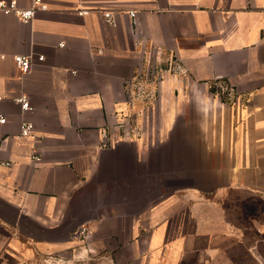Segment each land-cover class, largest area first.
<instances>
[{
	"label": "crops",
	"instance_id": "obj_1",
	"mask_svg": "<svg viewBox=\"0 0 264 264\" xmlns=\"http://www.w3.org/2000/svg\"><path fill=\"white\" fill-rule=\"evenodd\" d=\"M43 2L30 23L0 15V264H264V0ZM148 46L188 76L132 139Z\"/></svg>",
	"mask_w": 264,
	"mask_h": 264
},
{
	"label": "built area",
	"instance_id": "obj_2",
	"mask_svg": "<svg viewBox=\"0 0 264 264\" xmlns=\"http://www.w3.org/2000/svg\"><path fill=\"white\" fill-rule=\"evenodd\" d=\"M48 10V6L43 0H32V4L29 8L19 7L17 1H1L0 2V15H13L22 23H30L40 11ZM87 10H78V14L83 16L87 14ZM128 15L136 25L137 12L131 10ZM104 20L108 25H115L116 20L111 12L103 14ZM134 36L139 40V33L133 31ZM140 41V40H139ZM141 45V41L139 42ZM3 56L0 55V59ZM39 61H43L44 57H38ZM32 55H16L14 56V62L16 67L21 73H27L31 70L33 65ZM141 65L136 70L134 79L128 84L127 92L130 99H137L142 103V114L148 115L154 114L160 103V85L168 76H176L178 78L186 79L188 76V70L185 65L175 55L167 53L160 47L148 46L145 47L141 57ZM220 90L227 92L229 98L233 95V89L229 87H220ZM16 101L22 105L23 112L31 110V104L26 96H20L16 98ZM0 123H5V118L0 115ZM123 127H128L125 122L120 123ZM33 125L29 122H24L22 125V137H27L31 134ZM129 128V127H128ZM134 134L139 136L144 134V130L132 129ZM33 160L38 161L39 157H33ZM5 166L10 167L11 163H2Z\"/></svg>",
	"mask_w": 264,
	"mask_h": 264
},
{
	"label": "rangeland",
	"instance_id": "obj_3",
	"mask_svg": "<svg viewBox=\"0 0 264 264\" xmlns=\"http://www.w3.org/2000/svg\"><path fill=\"white\" fill-rule=\"evenodd\" d=\"M215 92L218 95L222 96L223 98L225 96H227V94H228L227 92L223 93L220 89H218ZM129 98H131V97H129ZM225 98H227V97H225ZM130 100L132 102V104L130 106L131 107V113L129 112L127 114V116H125L124 121H122V122H125L126 125L129 127V132L131 133L130 134V136H131L130 138H132V139H140L141 136H139L138 134H134L132 129H137V130L143 129L144 130V128H143L144 125L140 124V120L139 119L141 118V116L145 117V113L142 114V112H141L142 111V103L139 100H137V99H134V100L130 99ZM158 108H157V110H159ZM151 117H152L151 122L152 121L155 122L156 119H155V117L152 116V113H151ZM126 136H129L128 133H126Z\"/></svg>",
	"mask_w": 264,
	"mask_h": 264
},
{
	"label": "clouds",
	"instance_id": "obj_4",
	"mask_svg": "<svg viewBox=\"0 0 264 264\" xmlns=\"http://www.w3.org/2000/svg\"><path fill=\"white\" fill-rule=\"evenodd\" d=\"M205 112H207V108L205 109Z\"/></svg>",
	"mask_w": 264,
	"mask_h": 264
}]
</instances>
